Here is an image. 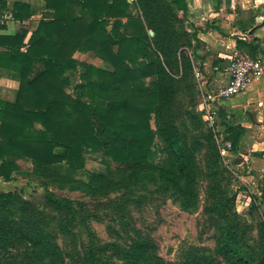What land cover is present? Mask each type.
Returning <instances> with one entry per match:
<instances>
[{"label":"rangeland","instance_id":"rangeland-1","mask_svg":"<svg viewBox=\"0 0 264 264\" xmlns=\"http://www.w3.org/2000/svg\"><path fill=\"white\" fill-rule=\"evenodd\" d=\"M242 1L185 0L184 11L173 0H147L148 22L160 34L165 102L189 157V178L176 173L158 137L153 158L139 171L126 169L101 152L87 151L82 170L71 171L65 165L40 169L16 160L18 170L11 179L0 178V192L23 189L11 204V217L27 235L45 240L54 259L49 264H86L94 252L102 261L123 264L120 249L138 240L148 242L154 255L172 264H186L190 256L205 264H229L218 250L222 231L232 234L249 264H264V178L257 170L240 167L247 160L233 147L221 153L231 144L226 139L228 125L242 121L245 110L230 112L232 121L219 119L208 125L199 108L205 92L202 79L207 78L201 75L199 61L211 52L199 35L219 17L213 14L220 8L239 13L237 25L247 29L244 24L251 23L264 2L249 0L242 6ZM144 11L131 6V18L122 20L124 33L132 35L143 26L154 37ZM245 35H239L243 40L235 36L237 44L249 45ZM241 44L247 53L257 54ZM85 60L108 67L93 54ZM223 60L225 66L228 59ZM80 71L70 73L72 88L79 83ZM151 124L155 129L153 120ZM45 189L64 204L51 206Z\"/></svg>","mask_w":264,"mask_h":264},{"label":"trees","instance_id":"trees-1","mask_svg":"<svg viewBox=\"0 0 264 264\" xmlns=\"http://www.w3.org/2000/svg\"><path fill=\"white\" fill-rule=\"evenodd\" d=\"M43 1L51 14L39 21L26 42L25 31L0 36V69L15 73L19 81L15 101L0 100V178L11 179L18 170L16 160L40 169L65 165L71 171L82 170L87 151L101 152L124 168L139 171L153 158L157 137L176 173L189 178V157L165 102L160 34L148 22L147 0ZM173 3L187 10L185 0ZM132 5L145 10L153 38L143 26L132 35L123 32L122 20L131 18ZM33 13L31 6L15 3L12 17L23 21ZM241 45L256 50L251 44ZM75 53H92L108 67L80 62ZM77 70L79 83L72 88L70 73ZM219 116L225 123L226 112L221 109ZM226 132L236 151L243 127L229 126ZM45 190L51 206L64 204ZM20 192L23 189L0 192V264L53 263L45 240L27 235L11 217V204ZM218 250L229 264H249L229 231L221 232ZM119 256L123 264H172L154 255L144 240L120 249ZM86 264L110 263L94 252ZM186 264L205 263L190 256Z\"/></svg>","mask_w":264,"mask_h":264},{"label":"crops","instance_id":"crops-1","mask_svg":"<svg viewBox=\"0 0 264 264\" xmlns=\"http://www.w3.org/2000/svg\"><path fill=\"white\" fill-rule=\"evenodd\" d=\"M245 2L250 1L244 0L241 2V5L243 6ZM256 2L263 3L264 1L256 0ZM15 3L31 6L34 13L23 21L13 19L12 13ZM243 8L241 14L246 12V9ZM259 8L261 10L253 15L251 23L244 24V26H247L248 32L243 31L237 25L236 17L239 16V13L232 11L223 12V9L220 8L218 10L219 12L216 10L213 14L219 17L211 22L206 32L199 35L201 40L211 46L210 54L206 55L204 59L201 58L199 61L204 71V73L201 72L202 77L203 75L207 76L206 79H202L206 91L215 90L224 84L225 77L223 73L228 64V60H226V65H223L224 67L221 64L224 58L229 59V55L233 49L247 54L246 50L239 47L235 36L243 40L239 35L245 32L244 42L256 47V56L264 55V7L261 5ZM211 10L210 8L207 12L209 13ZM50 14L43 0H0V36L15 35L20 31H25L27 33L25 38L26 42L31 33L37 28L39 21L49 17ZM200 17L198 20H202L204 15H200ZM252 29L253 32L250 34ZM91 56L92 53L74 54L75 59L88 64L91 63L85 59ZM38 68L39 65H35L34 70L37 71ZM218 75L221 78L220 80L217 78ZM209 80H212L210 84L208 83ZM213 83L215 85L214 88L207 90V85ZM18 86L19 81L15 73L0 69V100L14 102L17 96ZM221 108L226 112L227 120L229 121H232L231 113L234 114L236 112L237 114L238 112V114H241V110H245L242 114L244 116L242 121L232 125L229 124V126L240 125L244 129V134L240 139L237 151L247 161L242 162L239 166L244 168L246 165V168L249 167L251 170H257L261 178H264V77L252 83L242 94L225 100ZM218 118L221 119L220 116Z\"/></svg>","mask_w":264,"mask_h":264},{"label":"built area","instance_id":"built-area-1","mask_svg":"<svg viewBox=\"0 0 264 264\" xmlns=\"http://www.w3.org/2000/svg\"><path fill=\"white\" fill-rule=\"evenodd\" d=\"M225 82L215 90L206 91L200 102V111L204 121L208 125H214L219 121V112L225 100L238 96L245 92L252 83L264 77V55L251 57L233 49L229 55L228 64L224 69ZM225 149H230L231 144Z\"/></svg>","mask_w":264,"mask_h":264},{"label":"water","instance_id":"water-1","mask_svg":"<svg viewBox=\"0 0 264 264\" xmlns=\"http://www.w3.org/2000/svg\"><path fill=\"white\" fill-rule=\"evenodd\" d=\"M252 32H253V29L250 31V34H252Z\"/></svg>","mask_w":264,"mask_h":264}]
</instances>
